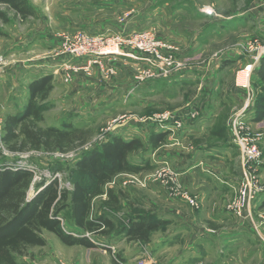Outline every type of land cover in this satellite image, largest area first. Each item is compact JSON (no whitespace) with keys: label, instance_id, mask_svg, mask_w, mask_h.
Listing matches in <instances>:
<instances>
[{"label":"rangeland","instance_id":"1","mask_svg":"<svg viewBox=\"0 0 264 264\" xmlns=\"http://www.w3.org/2000/svg\"><path fill=\"white\" fill-rule=\"evenodd\" d=\"M28 2L32 5L35 13L26 18L15 15L13 10L4 4H0V12L7 19L4 21L0 17V31L2 32L0 36V138L4 134L5 118L20 114L27 104L29 98L28 80L45 74L53 76V87L47 98L44 100L38 99L37 101L38 106H45L40 110L42 119L37 124L41 127H61L62 123L67 122L78 127L86 134L85 136H88L87 144L80 150L99 144L105 139L104 136L115 131L116 125L123 120L133 121L144 115L155 116L180 107L189 93L196 90V83L193 80L191 84L186 83L187 78L181 76L184 72L178 71L182 70L179 67L175 68L173 75L168 78L163 77L162 74L143 77L140 82L141 97L131 89V86L128 87L130 90H127L126 87L114 88V84L131 82L136 76L143 75L146 71L145 67L139 68L138 66L135 68L130 66L126 63L128 61L124 59L127 57L116 59L117 64L122 63L120 70H94V68H97L94 66L90 75L85 76L83 70L78 71L79 75L75 74L70 83L63 82L62 71L59 69V64H63L65 60L74 64L83 61V58L76 60L57 55L62 38L74 34L77 30H83L92 35L113 36L116 34L127 35L159 25L155 28L157 37L170 44L171 48L168 50L171 51H168V53L173 51V54L177 57L175 59H180L179 61H181V64L183 62L185 67L188 65L193 68L199 65L202 68L201 70H206L204 84H215L214 73L219 70L218 73H221L216 80H219L220 87L223 89L225 84L233 82V85L237 88L235 95L239 97V100L236 97L237 103L223 107L218 120L215 122L219 133L222 132L221 127L226 128L225 133L232 142L230 137L232 119L239 112L241 106L244 105L248 96H251L253 101L257 89V84L254 82V76H256L254 67L247 74L248 87H240L236 85V82L242 84L238 80L239 75H242L246 65L252 60V56L257 54L258 59L255 62L257 65L259 57L264 53V0H28ZM181 3L184 4L182 8L178 12H174L172 6H179ZM133 7H135L134 11L131 12L129 9ZM131 13L134 16L132 17L133 26L130 27L126 24L130 20L128 17ZM148 17H151V19ZM166 23L169 25V30L185 32L186 36L181 34L176 42L166 41L165 39H169V37L165 38L166 33L162 32L164 28L160 27V25L164 26ZM102 24L107 25L99 26ZM202 28L205 31L204 39L206 41L199 43L198 47L197 42L202 40L198 41L197 32ZM190 46L191 49H189ZM229 48H236V52H229ZM162 52L165 54V50H162ZM178 56H182L184 60H181ZM134 62L145 64L142 60H134ZM112 63H108L107 66L111 67ZM127 66L131 70H128ZM55 70L57 72L54 74ZM96 71L103 78L105 77L103 80L111 81L115 77L110 83L112 88L96 92L98 88L94 87L93 84L95 83L92 80H82L84 78L92 79ZM210 75H213V77L208 78ZM76 77L80 81L75 82ZM107 77L110 78L107 79ZM58 81L60 83L56 84ZM100 82L104 81H98V83ZM150 82L152 84L157 83L156 91H148L147 84ZM70 86L72 88L69 89ZM203 86L205 87V85ZM200 87L202 88V86ZM60 91H62L61 94L64 93L66 96L60 97ZM229 95L230 92L227 90V103H231L234 98L232 94ZM95 99L98 100L95 101ZM137 99L141 100L140 103H136ZM193 112H198V108L188 107L186 114L190 115ZM170 114L174 115V113ZM246 116L247 118L244 119L247 123L246 131L250 134L262 133V138L256 142L261 151L256 168L259 169L260 167L262 170L260 176L264 180V120L253 122L249 118V113ZM189 118L192 117L189 116ZM144 124L147 123L144 122ZM218 139L214 134H210L200 142L214 144ZM148 141L149 136L147 141H143V143L146 142L145 146H149ZM220 141L222 142V140ZM164 142L166 143L163 139L161 144ZM232 145L223 158L228 163L238 167L240 154L237 147ZM142 150L143 148L134 151L130 155V159L136 161L141 158L142 154L140 152ZM79 152L61 153L59 151L33 149L10 150L0 140V167L15 168L22 166L31 169L33 176L32 187L29 190L30 196L34 194L35 186L38 183L48 182L54 178L58 179L60 188L69 190L71 189V183L68 170L72 164L71 160ZM222 154L220 156H224ZM158 156L157 164L165 161V158H161L162 155ZM145 161L147 160L141 159L140 162ZM206 161L211 160L206 158ZM161 170L164 172V169ZM159 171L160 169L157 171L151 170L150 172L155 173L157 176ZM150 172L145 170L135 174L124 173L117 176L115 186L123 196L118 209L101 206L100 200L104 197L94 201L91 215L105 213L114 223V230L110 233L90 235L93 240L98 242L95 247L67 246L62 244L53 233L43 231L49 244L45 248L29 247L23 255L18 256L17 261L21 264H53L57 259H60L67 264H72L78 258L80 264H112L117 255L124 256L125 250L133 252L136 245L142 244L143 246L145 242L136 241V243L129 240L119 230L121 224L127 223L128 219L132 218L137 212H149L155 209L156 204L149 205L143 202L150 194H153L148 191V185H141L144 179L148 182L146 177L150 175ZM238 179L237 177V181ZM131 191L143 197V201H136L132 197ZM235 194L236 190L233 196L230 193H225V197H222L229 199L224 207L228 215L226 219L218 217L219 220L223 219L224 222L221 221L219 226H225L226 229L231 224H243L246 220L249 221L248 218L252 219L254 225L264 226V200L251 204L250 217H239L226 209L229 204L235 202ZM155 198L163 200L162 196L159 195ZM216 198L219 199L218 196ZM195 199L198 206L190 210V213L197 215L202 220L205 213L203 210L196 213L200 203L196 197ZM66 213L67 211L64 212L63 221L71 226L72 224ZM254 216L258 219V222H254ZM174 221L173 224L155 230L157 231L153 233L155 238L163 235L165 229L167 231L174 229L177 220ZM252 228L255 227L252 225ZM239 229L238 231H248L243 227H239ZM111 246L114 247V250L109 249ZM48 251L54 252V257L49 255L46 258V256L41 255V253ZM214 252L212 251L207 255L211 256ZM136 263L138 264V259Z\"/></svg>","mask_w":264,"mask_h":264},{"label":"crops","instance_id":"2","mask_svg":"<svg viewBox=\"0 0 264 264\" xmlns=\"http://www.w3.org/2000/svg\"><path fill=\"white\" fill-rule=\"evenodd\" d=\"M183 5L184 4L181 3L179 6H172V9L174 12H178ZM135 7L137 6L135 5ZM135 7L129 10L133 12ZM133 16V13L129 14L128 19L130 18V20L127 21V26H133ZM148 18L151 19V17ZM106 25L107 24H102L99 26L103 27ZM157 26L159 25L153 27L156 28ZM160 27L164 28L162 32L166 33L165 38L169 37L171 40L167 38L165 39L166 41L176 42L181 34L186 36L185 32L169 30V25H167V23L164 26L160 25ZM197 35L199 36L197 37L198 41L202 40L197 42L199 47V43H204L206 41V39H204L205 31H203V28L202 30H198ZM189 49H191V46ZM229 52L235 53L236 48H229ZM178 57L184 60L182 56ZM119 59H121V57ZM124 59L128 61L126 63L135 68L138 66L139 68L147 66L142 63L136 64L134 60L130 58ZM116 61L117 60H115V62L113 61L110 66L115 70H120L122 63L117 64L118 61ZM127 68L131 70L129 66H127ZM191 68L192 66L189 67L187 65L186 67H181L182 70L178 71L181 73L184 72L181 76L187 78L186 83L191 84L192 80L196 83V90H192L189 93L185 102H183L180 107L174 110H167L170 113H174V115H183L181 117L183 122L180 128H175L172 123L173 121L162 123L157 120L153 121L152 118L154 116L144 115L133 121L123 120L116 125L115 131L112 130L113 132L106 134V138L116 133L121 135L125 140L132 137H139L142 141H147L148 136L152 133H164V140L166 143H158L154 146L149 143V146H145V150L141 153L142 157L138 158L136 161L140 162L141 159L147 160L150 166V168L147 169L149 172L151 170H161L164 166H167L172 172L171 174H166L163 178H159L155 173L150 172V175L146 177L148 182H146L145 179L144 181L146 185H148V191L153 194H150L144 201L143 197L140 195L132 191L131 193L132 197L138 202L143 201L149 205L156 204L155 209L149 212L156 214L157 218L166 221L165 226L173 224V222H175L174 220H177L176 226L172 230L167 231V229H165V232H163L164 234L156 236V238L153 233L157 231H152L148 241H146L143 246L142 244L136 245V249H134L133 252L125 250L124 256H120L121 260L124 261L125 264H137V259H141L145 257V253H149L154 261L153 264H196L198 262L202 264H264V226L254 225L251 218H248L249 221L246 220L243 224H231V226L226 229L225 226H219L221 221L224 223L223 219H226L228 215L224 207L229 199H224L222 197H225V193H230V195L233 196L238 186L237 177L239 178L238 171H240L239 166L235 167L234 164L228 163L225 158H223L225 157V153L227 151L229 152L230 146L232 145L227 133L224 134V139L218 137L219 139L214 144L200 142V140L216 131L215 122L218 120L223 107L237 103L239 100V97L235 95L237 88H235L233 82H229L225 84V87L222 89L219 80H216L221 73H218L219 70L214 73V78H216L215 84H204L206 80V70H201L202 68L199 65ZM94 70L100 69L94 68ZM170 75H173V71L165 76L163 75V77L168 78ZM210 77H213V75H210L208 78ZM109 78L110 77H107V79ZM114 78L115 77H113L111 81L103 80L105 77L103 78L96 71L92 79L84 78L82 80H92L93 83H95L92 84L96 89L98 88L96 90V92H98L100 90L105 91L108 88H112L110 83H112ZM75 79V82L80 81L78 77ZM32 80L29 79L28 81L30 82ZM98 81L104 82L98 83ZM168 81H170V79H168ZM140 82L141 80H137L135 77L131 82L127 81L114 84V88L126 87L127 90H130L128 87L131 86V89L134 92L136 91L137 95L141 97ZM59 83L58 81L56 84ZM147 85L149 92L152 90L156 91L157 83L152 84V82H150ZM203 85H205V87ZM200 86H202V88ZM70 88H72V86H70L69 89ZM227 90L230 92L229 96L232 94L234 97L231 103L226 102ZM61 92L62 91L59 92V96L65 97L66 94H61ZM97 100L98 99H95V101ZM140 101V99H137L136 103H140ZM188 107L192 109L198 108V112H196L194 118H189V116H187L186 112ZM249 118L251 117L249 116ZM144 122L147 124H144ZM142 124L144 125L142 126ZM220 140H222V142ZM220 154L224 156H220ZM158 155H162V159L165 158V161H163L165 162L164 164L163 162L160 164L156 163L159 159ZM206 158L211 161H206ZM260 171L262 170L259 167V169H257V174L260 180L264 182L260 176ZM115 183L117 184L116 179ZM157 195L160 197L162 196L163 200H157L155 198ZM186 195L198 199L200 207L197 209L196 213L201 210L204 211L205 215L202 220H200L197 215L195 216L190 213V210L193 208L187 203L185 199ZM217 196L219 199L216 198ZM121 198H123V196L119 193L118 199L120 204L122 202ZM221 200L222 202H220ZM259 200H264L263 194L259 196L255 202ZM218 217H222L223 219L219 220ZM253 220L254 222H258L255 216ZM65 224L71 230L81 231L76 226H68L67 223ZM252 225L255 228H252ZM239 227L246 228L248 231H238L240 230ZM41 236L45 241V245L37 247L45 248L49 244V241L45 237L43 231ZM125 238L127 237L125 236ZM133 241L140 242L139 240ZM212 251H215L214 254L208 256L207 254ZM135 252L137 253L135 254ZM41 255L46 256V258H48L49 255L50 257H54V252L48 251L41 253ZM211 259L213 260L211 261ZM72 264H80L78 258L75 259Z\"/></svg>","mask_w":264,"mask_h":264},{"label":"trees","instance_id":"3","mask_svg":"<svg viewBox=\"0 0 264 264\" xmlns=\"http://www.w3.org/2000/svg\"><path fill=\"white\" fill-rule=\"evenodd\" d=\"M0 4L13 10L21 18L34 15L35 11L28 0H0ZM4 21V14L0 12ZM2 32L0 31V36ZM254 82L257 84L255 96L249 108L253 122L264 120V53L255 66ZM51 74H45L28 83L29 98L20 114L7 116L4 120L2 144L10 150H46L61 153L77 152L71 160L68 170L71 189L60 188L57 178L40 182L35 192L29 195L32 187L33 171L22 166L11 168L0 167V264H21L18 256L23 255L29 247L43 246L42 231L53 233L62 244L80 245L92 248L98 242L84 233L108 234L114 230V223L105 213L91 215L94 201L98 198L100 205L118 209L120 206L115 179L127 173L135 174L150 168L149 162L133 161L130 155L138 150H145V143L139 137L123 139L113 133L107 139L88 149L80 150L87 144V137L78 127L67 122L61 127H41L37 123L42 119L37 101L47 98L52 89ZM225 127L212 132L224 139ZM164 133H152L150 145L154 146L164 139ZM67 211L69 221L78 227L79 235L75 236L65 229L60 218L64 220ZM166 225V221L157 218L151 212H137L119 232L129 240L146 242L152 231ZM117 255L113 264H119Z\"/></svg>","mask_w":264,"mask_h":264},{"label":"built area","instance_id":"4","mask_svg":"<svg viewBox=\"0 0 264 264\" xmlns=\"http://www.w3.org/2000/svg\"><path fill=\"white\" fill-rule=\"evenodd\" d=\"M170 44L163 42L157 37L156 29L145 28L139 31L132 32L130 34H116L113 36L92 35L83 30H77L72 35L64 36L61 40V45L57 55L62 57L74 58L78 60L83 58L81 63L74 64L71 61L65 60L63 64H59V69L62 71V80L65 83H70L73 80L74 75H79L80 70L86 75L91 74V70L94 66L100 70H113L114 68L108 67L107 64L115 61L118 57H127L133 60H142L147 65L144 74L136 76L137 80H141L148 75L156 76L158 74L167 75L175 68H181L184 66L183 62L175 59V55L170 49ZM165 50V54L162 52ZM252 60L245 67L248 74L255 66V62L258 59L257 54L253 55ZM179 62H177V61ZM175 61V62H174ZM57 70L53 73L55 74ZM248 83V82H247ZM238 84L240 87H248V84ZM252 104L251 96L245 100L244 105L232 119L231 140L232 144L237 147L239 151V179L238 186L235 194V202L227 206V210L236 214L239 217H250V206L256 199L264 194V182L260 180L256 169L258 158L261 155V151L257 145V141L262 138V133L250 134L246 131L247 123L244 121L247 118L249 108ZM189 113V112H188ZM183 115H172L168 111L155 115L152 120L162 123L173 121L175 128L182 126ZM194 118L196 112L187 114ZM105 139L106 135L104 136ZM104 139V140H105ZM164 172L160 170L157 177L163 178L166 174L172 172L167 166H164ZM168 170V171H167ZM167 171V172H166ZM166 172V173H165ZM58 180V179H57ZM142 186L146 183L144 180L141 182ZM59 184V182H58ZM60 187V186H59ZM187 203L195 208L198 206L195 197L185 196ZM61 223L65 226V229L71 234L78 236L79 232L69 229L65 222L60 218ZM86 236H90L89 233H84ZM109 249L114 250L111 246ZM119 264H124L122 260H118ZM154 261L149 253H145V257L138 259V264H153ZM53 264H67L63 260L57 259ZM196 264H202L198 262Z\"/></svg>","mask_w":264,"mask_h":264},{"label":"bare ground","instance_id":"5","mask_svg":"<svg viewBox=\"0 0 264 264\" xmlns=\"http://www.w3.org/2000/svg\"><path fill=\"white\" fill-rule=\"evenodd\" d=\"M245 73V74H244ZM239 81H240V83H242V84H245V83H247V73H246V71L244 72H242V75L240 76L239 75V79H238Z\"/></svg>","mask_w":264,"mask_h":264}]
</instances>
